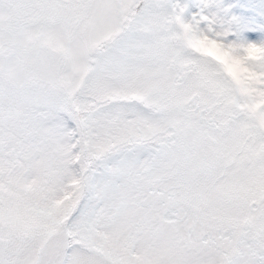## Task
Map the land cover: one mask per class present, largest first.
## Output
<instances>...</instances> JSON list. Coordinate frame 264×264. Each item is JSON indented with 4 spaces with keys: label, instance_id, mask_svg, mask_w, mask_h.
<instances>
[{
    "label": "rangeland",
    "instance_id": "1",
    "mask_svg": "<svg viewBox=\"0 0 264 264\" xmlns=\"http://www.w3.org/2000/svg\"><path fill=\"white\" fill-rule=\"evenodd\" d=\"M0 264H264V0H0Z\"/></svg>",
    "mask_w": 264,
    "mask_h": 264
},
{
    "label": "bare ground",
    "instance_id": "2",
    "mask_svg": "<svg viewBox=\"0 0 264 264\" xmlns=\"http://www.w3.org/2000/svg\"><path fill=\"white\" fill-rule=\"evenodd\" d=\"M261 39H263V36L260 34L257 35L255 38L246 37L244 38V40L241 41V45L245 46L246 49H256L260 47L259 44H260ZM69 125H70L69 122H67L66 126H69Z\"/></svg>",
    "mask_w": 264,
    "mask_h": 264
}]
</instances>
